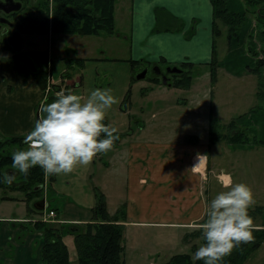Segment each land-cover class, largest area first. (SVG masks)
I'll list each match as a JSON object with an SVG mask.
<instances>
[{"label":"rangeland","instance_id":"rangeland-1","mask_svg":"<svg viewBox=\"0 0 264 264\" xmlns=\"http://www.w3.org/2000/svg\"><path fill=\"white\" fill-rule=\"evenodd\" d=\"M20 2L22 1L20 0ZM130 5L131 0H116L114 7L116 26L110 34L53 33L47 35L48 32L52 33L51 31L46 34L20 33L22 45L19 51L23 54L35 50L47 53L48 62L45 66L48 71L47 83L42 90L44 98L56 95L63 90L66 94H78L86 99L94 89H110L118 103L107 110L103 123L116 127L119 138L125 137L126 139L129 137L128 133H137L139 128L145 125L152 127L153 135L150 136H160L162 139L164 136L166 139L169 137L171 129L176 127L189 129L193 125L187 122L188 119L176 117L175 114L177 109L180 111L186 109L185 105L180 102L187 98L190 92L182 87L167 93L168 101H154L155 98H162L168 89L167 86L151 80L150 77L154 74L153 63L135 62L134 64L131 61L129 31H118L129 23ZM25 6L27 5L25 4ZM227 7L236 12H244L246 9L245 0H228ZM24 9L27 10L26 7ZM250 10L251 8L246 13V18L243 19L245 31H243L244 40L239 46L240 48L234 45L229 48L226 37L227 28L220 19L217 20L221 33L214 37L218 64L216 81H211V66L209 64L202 63L191 69L186 68L187 71L190 70V82L196 86L194 94L202 97L205 93L204 97L213 99H211L213 103L210 110L211 121L215 127L212 125V128L214 127L212 132H220L227 128L225 133L228 139L232 133L228 126L231 120H235L237 126H243V129L248 131V140H251L253 136L257 139H264V100H259L256 97L258 76L256 73L248 71L247 67L248 65L254 67L256 62L255 56L250 55L252 52L248 53L247 46L252 45L257 53L261 54L260 46L264 42V37L261 36L260 31L263 26L255 20V16ZM20 15L21 13H18V17L15 15L5 16L10 22L13 21L14 25L0 27V54L8 55L10 59L13 51L6 44L9 45L8 37L11 33L18 31L16 25L21 20ZM34 15L42 17L40 12H35ZM159 25L162 23L160 22ZM25 56L29 57L28 55L23 57ZM156 64L163 70L170 66L164 62ZM144 68L147 70L146 76L136 79V76ZM262 76H264V67ZM206 111H208V107H206ZM163 131H165L164 135ZM20 136L25 139L26 135ZM4 137L0 134V139L3 140ZM136 137L133 134L131 138L136 139ZM221 143L224 144V142ZM238 145L236 144V146ZM251 145L254 147H250V151H242L238 148L235 149V152L233 149L224 150L221 148V150H217L218 148L214 145L210 149V158L214 159L219 155L221 162L226 164L231 171L235 183H244L251 187L253 193L258 192L260 195H264L262 194L264 193V146ZM25 147L26 145L23 143L19 149ZM98 155L95 157V163L93 159L88 167L78 165L70 174L52 175V179L51 176L45 175V184L43 181L38 186L40 194L28 201L23 199L25 195L22 190L12 188L20 184V173L15 172L16 179L11 186L7 184L5 188L0 187V231L4 225L9 237H15L16 242L34 237L39 244L41 233L31 232V222L22 219L25 217L37 218V214L28 209L35 199H44L46 209L55 208L60 213L59 218L55 213L54 221L51 222L42 221L39 217L35 221L59 223L62 219H67L64 221L78 223L90 218L91 209L95 204V192L100 191L99 185L106 189V193H110L108 211L114 214L117 209L119 212L120 210L125 212L123 197L126 181L122 167L117 163H112L110 169L105 168V162L112 157H107V154ZM122 157V152L114 155L115 160ZM231 162L232 164H230ZM9 170L14 173L12 168L5 169L6 172ZM4 195L13 198L3 200L1 197ZM3 217L17 219L4 222L2 219L7 218ZM255 218L258 221L254 222H260L259 216L253 217V220ZM76 225L81 226L82 224ZM72 228L70 227V229ZM126 228V240L123 237V244L126 242V248L122 254L126 264H164L172 255L178 253H189L193 258L195 251L204 243L202 235L192 238L190 233L181 238L177 237L176 231L170 228L135 224H130ZM62 240L67 247L70 264H77V247L74 235L65 231ZM189 240L191 243H188ZM193 242L196 244H194L195 249H192ZM28 247L31 250L36 249V245ZM16 248V244L10 243L6 255L0 256V264H9L14 261ZM253 253L259 256L261 252L260 250L252 252L246 263L251 260L249 264L252 261L253 264H264V257L254 260L255 254ZM32 255L35 256L36 251ZM19 259V264H25L21 255Z\"/></svg>","mask_w":264,"mask_h":264},{"label":"crops","instance_id":"crops-1","mask_svg":"<svg viewBox=\"0 0 264 264\" xmlns=\"http://www.w3.org/2000/svg\"><path fill=\"white\" fill-rule=\"evenodd\" d=\"M114 20L116 26L115 9ZM160 22L162 25H159ZM118 31H129V55L136 63L205 64L209 62L212 50V5L210 0H131L129 23ZM165 86L168 89L162 95L163 99L159 97L154 101H168L167 93L179 89ZM186 89L190 93L180 102L186 109H177L175 114L193 124L189 129L173 128L169 137L165 139L163 136L162 139L160 136H150L153 135L152 127L143 125L137 133L130 132L126 139L123 137L116 140L113 149L107 153V157L112 158L105 162V168L110 169L112 163H117L122 167L126 181L123 197L126 216L121 222L124 225L125 240L126 227L130 224L170 228L181 238L190 233L192 238L196 235L201 237L197 225L206 219L208 204L223 190L222 182L229 176L235 183L231 171L221 162L219 155L210 158V149L215 145L217 150L233 149L235 152L238 148L250 151V147H254L248 145L243 148L241 144H230L225 133L227 128L213 133L215 126L211 121L210 110L213 99L204 97L205 93L202 97L194 94L196 86L192 82ZM43 99V91L36 80L28 77L24 81L11 67L9 56L0 54V134L5 137L26 135L34 127L36 111ZM242 129L243 126L235 124L232 132ZM133 134L137 136L136 139L131 138ZM121 152L123 157L115 160L114 155ZM7 173L13 174L10 170ZM99 189L105 196L108 211L110 193H106V189L100 185ZM253 194L256 203L252 208L264 205V195L258 192ZM2 197L3 200L10 198L7 195ZM28 209L33 211L30 207ZM108 214L114 215L109 211ZM10 219L17 218L2 221ZM254 225L255 228L261 227L260 222H254ZM8 237L3 225L0 231V256L6 255L8 245L12 243L17 245L16 258L9 264H19L20 255L25 264H38L42 240L37 244L34 237L22 242H16L15 237ZM33 245H36L35 250L28 247ZM123 246L125 250L126 242ZM258 250L261 253L259 256L253 253L254 260L264 257V241L253 252ZM34 251L35 256L32 255Z\"/></svg>","mask_w":264,"mask_h":264},{"label":"trees","instance_id":"trees-1","mask_svg":"<svg viewBox=\"0 0 264 264\" xmlns=\"http://www.w3.org/2000/svg\"><path fill=\"white\" fill-rule=\"evenodd\" d=\"M22 8L19 12L13 14L18 17L21 13L20 22L16 25L19 33H37L46 34L48 31L59 34H110L114 31V7L116 0H21ZM212 5V50L209 64L211 66V81H216L217 59L215 54L214 37L221 33L217 20L226 26L227 43L229 48L242 45L244 40V22L246 13L251 8L255 20L262 24L260 34L264 37V0H245L246 9L244 12H236L227 7L228 0H210ZM25 4L27 6H25ZM27 8V10L24 9ZM41 13L42 17H37L34 13ZM8 48V44H6ZM240 48V47H239ZM248 53L256 58L255 66H247L248 71L256 73L258 76L256 97L264 100V76L262 68L264 67V42L260 46L261 54H258L252 45L247 46ZM12 49V47H11ZM10 59L11 67L25 81L28 77L36 80L39 87L43 90L46 87L48 71L45 66L48 62V56L45 51H31L23 54L21 51L12 49ZM28 55L32 62L34 61V70L28 68L22 61L23 56ZM134 64L136 61L131 60ZM160 61H163L161 59ZM177 66L182 68L180 74H172L168 80L170 87L186 88L191 82V74L186 68H192L194 65L189 62H181ZM151 80L157 83L161 80L158 76H151ZM211 82V83H212ZM236 124L235 120L228 123L231 128ZM246 128V127H245ZM248 131L242 129L230 133V144H243V148L248 145L264 146V139L252 137L248 140ZM103 138V137H102ZM23 137H4L0 139V187H6L4 176L6 168H12V153L23 145ZM44 171L39 166L29 170L28 175L22 174L20 184L12 188L22 190L24 199L27 201L36 197L40 193L38 188L44 181ZM11 188V187H10ZM4 198V197H2ZM8 198V197H6ZM13 197H10L11 199ZM35 213L38 210L30 207ZM59 218V211L52 208ZM118 214V215H117ZM249 215L253 218L259 216L260 228L253 231L254 241L250 244H242L235 249L231 255L225 257L220 264H244L249 255L256 250L264 241V205L256 206L249 209ZM59 223H45L41 221L31 222V232L41 233V247L39 250L38 264H70L68 250L62 240V235L66 231L74 235L77 247V264H126L122 254L123 246V229L121 223L125 220V212L117 210L114 215H109L106 208L105 196L100 192H95V204L91 209V216L88 220L73 223V221H64ZM58 224V225H57ZM76 224H82L80 225ZM57 225V226H56ZM70 227H73L70 229ZM195 249V246H192ZM164 264H204L201 260H194L189 253H178Z\"/></svg>","mask_w":264,"mask_h":264},{"label":"clouds","instance_id":"clouds-1","mask_svg":"<svg viewBox=\"0 0 264 264\" xmlns=\"http://www.w3.org/2000/svg\"><path fill=\"white\" fill-rule=\"evenodd\" d=\"M118 100L110 89H94L87 98L63 90L42 106V110L23 141V149L12 153V169L27 176L39 166L45 175L70 174L78 165L88 167L98 154L110 152L118 129L103 123L106 112ZM103 137V138H102ZM15 174L5 173L11 185ZM208 204L206 219L197 225L204 243L193 254L204 264L220 262L242 244L254 241L255 225L249 209L255 204L248 185L233 183L229 176Z\"/></svg>","mask_w":264,"mask_h":264},{"label":"water","instance_id":"water-1","mask_svg":"<svg viewBox=\"0 0 264 264\" xmlns=\"http://www.w3.org/2000/svg\"><path fill=\"white\" fill-rule=\"evenodd\" d=\"M20 8H21V3L19 1L4 0V3H2V10L5 13H9L12 11H18ZM8 43L12 47L13 50L19 51L21 49V43H22L20 33L17 31L13 32L8 37ZM22 61L28 68H30L31 70H34L33 62L29 57H27V56L23 57ZM146 68H144L143 70L140 71V73L136 76V79H141V78H144L146 76V73H147ZM153 70H154V74L158 75V77L161 80V83H163L164 85L165 84L169 85L168 74H179L181 72V69H179L178 66H176V65L167 66L164 69V71H161L158 64H154ZM54 98H55V95H51V96L44 98L41 101V103L39 104V107L36 111V119L38 118V115L42 110V106L45 103L50 102ZM39 202H40V205H34V208L37 210H42L44 208V200L41 199Z\"/></svg>","mask_w":264,"mask_h":264},{"label":"flooded vegetation","instance_id":"flooded-vegetation-1","mask_svg":"<svg viewBox=\"0 0 264 264\" xmlns=\"http://www.w3.org/2000/svg\"><path fill=\"white\" fill-rule=\"evenodd\" d=\"M14 1H17V0H14ZM19 2H20V0H19ZM2 3H4V0H0V13H3V15H0V27H1L2 25H3V26H12V25H14V24H13V21L10 22V21L8 20V18H6L5 16H7V15H10V16H11V15H14L13 13H14V12H18L19 10H18V11H12V12H9V13H5V12L2 10ZM20 3H21V8H22V2H20ZM21 8H20V10H21ZM13 32H15V31H13ZM13 32H12V33H13ZM12 33H11V34H12ZM178 68L181 69V72L183 71L181 67L178 66ZM160 69H161V71H164L162 68H160ZM181 72H180V73H181ZM180 73H179V74H180ZM153 75L158 76V75H156V74H153ZM171 75H172V74H168L169 79H170ZM169 79H168V80H169ZM40 200H41V198H40V199H35L34 202H33V204H32L31 206L34 208V205H40V202H39ZM43 200H44V199H43ZM44 202H45V200H44ZM34 209H35V208H34ZM36 210H37V209H36ZM25 221L30 222V220H29L28 218H25Z\"/></svg>","mask_w":264,"mask_h":264},{"label":"built area","instance_id":"built-area-1","mask_svg":"<svg viewBox=\"0 0 264 264\" xmlns=\"http://www.w3.org/2000/svg\"><path fill=\"white\" fill-rule=\"evenodd\" d=\"M45 179H46V177H45ZM44 184H45V181H44ZM38 217L41 218L42 221L51 222V221H54L55 212L51 209L44 208L42 211L39 212Z\"/></svg>","mask_w":264,"mask_h":264}]
</instances>
